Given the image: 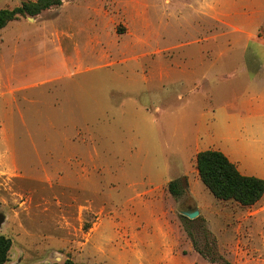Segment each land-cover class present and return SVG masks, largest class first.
I'll return each mask as SVG.
<instances>
[{"label":"rangeland","instance_id":"rangeland-1","mask_svg":"<svg viewBox=\"0 0 264 264\" xmlns=\"http://www.w3.org/2000/svg\"><path fill=\"white\" fill-rule=\"evenodd\" d=\"M241 4L62 0L0 29L7 264H264V193L217 199L195 167L212 148L264 179V32L236 30Z\"/></svg>","mask_w":264,"mask_h":264},{"label":"trees","instance_id":"trees-1","mask_svg":"<svg viewBox=\"0 0 264 264\" xmlns=\"http://www.w3.org/2000/svg\"><path fill=\"white\" fill-rule=\"evenodd\" d=\"M61 2L62 0L23 1L19 6L12 9L2 8L0 9V29L8 21L20 15L35 16L50 7L59 6ZM195 167L201 182L217 199L233 200L242 206H251L264 193V179L241 173L235 163L220 150L208 148L198 151L195 155ZM168 189L177 195V182L170 180ZM209 237L210 235L206 234V238L210 240ZM210 242L212 244H209L208 248L206 245V252L200 248L199 252L209 258L210 261L216 262L222 257L216 251L213 241L210 240ZM10 246V238L0 234V264H7ZM61 264L77 263L71 259H66Z\"/></svg>","mask_w":264,"mask_h":264},{"label":"crops","instance_id":"crops-1","mask_svg":"<svg viewBox=\"0 0 264 264\" xmlns=\"http://www.w3.org/2000/svg\"><path fill=\"white\" fill-rule=\"evenodd\" d=\"M240 8L241 9L238 13H241V15H243L244 11L246 14L247 12H250L251 20L248 21L247 19H245L244 21H241L237 16V22L239 23V26H236V30L245 34L248 39H253V37H255V34H257V32L260 30L264 32V25L255 24L256 19H259L260 16L264 15V5L260 7L259 1L256 0H244V4H241ZM252 62L257 64L258 69H264V57L263 59L255 57Z\"/></svg>","mask_w":264,"mask_h":264},{"label":"water","instance_id":"water-1","mask_svg":"<svg viewBox=\"0 0 264 264\" xmlns=\"http://www.w3.org/2000/svg\"><path fill=\"white\" fill-rule=\"evenodd\" d=\"M197 213H198L197 210H194V211H192V212H186L185 214H186L188 217L192 218V217H194Z\"/></svg>","mask_w":264,"mask_h":264}]
</instances>
